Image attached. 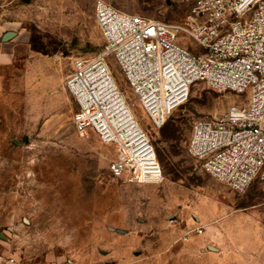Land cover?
Instances as JSON below:
<instances>
[{"label":"rangeland","instance_id":"374dc122","mask_svg":"<svg viewBox=\"0 0 264 264\" xmlns=\"http://www.w3.org/2000/svg\"><path fill=\"white\" fill-rule=\"evenodd\" d=\"M97 1L0 0V254L17 264H264V182L236 192L187 154L195 121L226 118L250 93L198 83L158 128L109 56L156 149L158 185L115 178V149L94 131L78 133L66 82L77 59L105 51ZM102 1L164 22L189 12L172 0ZM10 31L18 35L4 43ZM178 44L201 49L187 35Z\"/></svg>","mask_w":264,"mask_h":264},{"label":"built area","instance_id":"2783aa9c","mask_svg":"<svg viewBox=\"0 0 264 264\" xmlns=\"http://www.w3.org/2000/svg\"><path fill=\"white\" fill-rule=\"evenodd\" d=\"M189 6L181 23L127 14L102 0L94 18L105 51L74 62L66 86L78 111L81 136L94 131L115 149L110 170L137 185L164 181L156 149L136 120L108 66L112 56L154 125L185 104L194 85L250 93L245 107L234 106L224 119L195 121L187 154L203 171L243 193L264 182V0H172ZM187 35L201 47L178 44ZM0 264H17L0 254Z\"/></svg>","mask_w":264,"mask_h":264},{"label":"water","instance_id":"95a60500","mask_svg":"<svg viewBox=\"0 0 264 264\" xmlns=\"http://www.w3.org/2000/svg\"><path fill=\"white\" fill-rule=\"evenodd\" d=\"M24 1H26V2H28L29 0H24ZM18 34L16 33V32H7V33H5L4 35H3V37H2V41L4 42V43H6V42H8V41H10L11 39H13L14 37H16ZM1 238H3L4 239V236L3 235H1ZM210 249L212 250V251H215L216 249L214 248V247H210Z\"/></svg>","mask_w":264,"mask_h":264},{"label":"crops","instance_id":"0c3cea01","mask_svg":"<svg viewBox=\"0 0 264 264\" xmlns=\"http://www.w3.org/2000/svg\"><path fill=\"white\" fill-rule=\"evenodd\" d=\"M210 247H214L216 250L215 251H212L210 249ZM207 249H208V251H212V252H218L219 251V249L216 246H214V245H208Z\"/></svg>","mask_w":264,"mask_h":264}]
</instances>
